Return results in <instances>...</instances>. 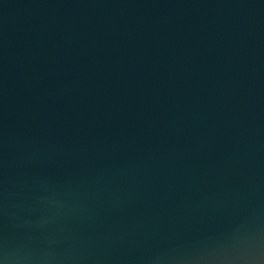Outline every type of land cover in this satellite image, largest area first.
I'll return each instance as SVG.
<instances>
[{"label":"water","instance_id":"95a60500","mask_svg":"<svg viewBox=\"0 0 264 264\" xmlns=\"http://www.w3.org/2000/svg\"><path fill=\"white\" fill-rule=\"evenodd\" d=\"M0 264H264V0H0Z\"/></svg>","mask_w":264,"mask_h":264}]
</instances>
